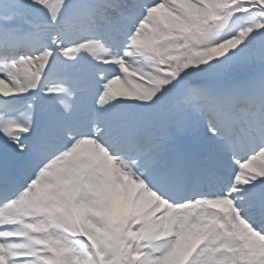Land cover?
Here are the masks:
<instances>
[{
    "label": "snow or ice",
    "instance_id": "1",
    "mask_svg": "<svg viewBox=\"0 0 264 264\" xmlns=\"http://www.w3.org/2000/svg\"><path fill=\"white\" fill-rule=\"evenodd\" d=\"M159 8L189 25L172 42L183 51L167 64L128 55ZM203 15L199 0H13L11 12L0 10V83L8 89L0 90V211L30 196L50 163L84 139L108 158L54 182L64 211L52 222L70 216L73 227L41 238L0 222L2 264H257L264 0H218L212 27L199 26ZM96 53L137 63L151 81L139 94L114 92L120 67ZM40 57L33 82L23 70ZM49 101L58 111L36 136ZM89 104L116 111L93 114L94 130L77 132L74 113ZM117 188L127 205L114 216Z\"/></svg>",
    "mask_w": 264,
    "mask_h": 264
},
{
    "label": "bare ground",
    "instance_id": "2",
    "mask_svg": "<svg viewBox=\"0 0 264 264\" xmlns=\"http://www.w3.org/2000/svg\"><path fill=\"white\" fill-rule=\"evenodd\" d=\"M232 1L233 0H225L221 2V0H219V3L227 7L228 5L231 4ZM237 2H240V0H237ZM172 3L190 6L192 4V0H172ZM217 3L218 0H199L200 8L204 9V15L201 17V24L199 25L200 27H206V23H208L209 20L212 21L219 20V17L216 15ZM157 12L168 14V16L166 15L164 16L169 22L168 25L171 28L172 27L185 28V25H187V24H182V22L178 20L176 16H173L168 11L167 8H159ZM197 13L199 14V9H197ZM152 23L153 22L146 23L143 26L147 31L152 32L153 31ZM171 38L175 39L176 35L173 34ZM154 41L155 40L152 37H150L148 34H141L139 37L138 45L135 46L134 50L129 52L128 55L134 58L140 56H152L150 51L153 50L152 48H154V43H153ZM90 47L91 45L85 44V49H89ZM194 52L197 51L194 50ZM105 55L112 56V60L115 63L118 62L126 65L129 68L131 67V71H129V76L132 77L135 82L134 86H130V87L128 86V84H123L118 86L112 85V89L114 92H119V93L136 92L139 94L140 92L143 91V85L151 81L152 74L146 72L145 70L143 74L141 68L137 65V63L131 61H125L121 59L119 56L106 54V53H96L95 58L101 60L102 58L105 57ZM35 62L37 63V65L34 66V69L36 70V72H38V70L41 69L40 65L44 63V58L43 57L37 58ZM28 73L30 74V79L33 82H35L37 77L35 73H32L31 71H28ZM128 81L129 79L126 78L124 82L126 83ZM0 90L8 91L6 86H4L2 83H0ZM117 99L119 100L121 98H117ZM47 103L49 104V111L43 113L42 115L44 119L49 120L51 119L53 113L58 111V109H56V106L51 101ZM113 111H116V109L99 108L92 104H89L87 108L84 110L78 109L77 112L74 113L72 119L79 123V128H80L83 126V123L85 122L84 120L85 117L88 116L91 117L95 112H97L98 117L104 116ZM67 156L68 158L66 159L65 164L58 166L54 170H50L43 173V176L45 175L48 181L37 182L34 185L32 194L30 196H27L21 202L13 206H10L8 209L0 211V222L15 223L20 228H27L29 232L37 231V228L40 224L45 223L46 221L49 220L52 221L51 219L52 215L64 211V206L61 203L57 202L52 194L53 185L55 181H57L59 178L66 177L67 175L73 172L83 173L84 171L87 170L89 166L99 164L102 161L105 164L108 163V158L106 154L101 151V149L95 143V141H92L90 139H86L80 142L78 147H75V151L71 152V154H68ZM62 182L65 185L70 183V181L67 179H64ZM110 199H111V210H117L116 215H118L127 205V202L124 199L121 190H119L118 188L111 193ZM72 211L74 213H78L77 209H72ZM33 212H35L36 214H40V217L36 220L32 219L31 221H29L31 223H29L26 221L27 216H29V214ZM78 214L81 216V219L84 218L82 213H78ZM53 232H57L56 229H53V231H51V233ZM38 236L42 237L45 236V234L38 233ZM256 255L259 263L261 262L262 264H264V245L260 246L257 249ZM0 264H2V261H0Z\"/></svg>",
    "mask_w": 264,
    "mask_h": 264
},
{
    "label": "rangeland",
    "instance_id": "3",
    "mask_svg": "<svg viewBox=\"0 0 264 264\" xmlns=\"http://www.w3.org/2000/svg\"><path fill=\"white\" fill-rule=\"evenodd\" d=\"M235 4H237V0H234L233 2H232V4L230 5V6H228V7H234L235 6ZM0 10H3L4 12H10L9 11V9L8 10H6V9H3L2 7H0ZM34 16H35V18L38 20V21H43V19H44V17H43V13L42 12H35L34 13ZM161 29L162 30H164V31H166V27H165V25L164 24H162L161 25ZM157 37H160L159 35H157ZM156 37V38H157ZM158 41H163V39H157ZM166 45L170 48V49H172L173 50V52L175 53V54H178L179 53V51H183V48L182 47H177V46H174V45H172L171 43H166ZM159 58H160V60H166V58H165V56H163V54H161L160 56H159ZM32 65V63L30 62L29 64H28V66H31Z\"/></svg>",
    "mask_w": 264,
    "mask_h": 264
},
{
    "label": "clouds",
    "instance_id": "4",
    "mask_svg": "<svg viewBox=\"0 0 264 264\" xmlns=\"http://www.w3.org/2000/svg\"><path fill=\"white\" fill-rule=\"evenodd\" d=\"M58 224L60 226L65 227V228H71L74 226L75 222L73 221V219L70 216H67V217H63V218L59 219Z\"/></svg>",
    "mask_w": 264,
    "mask_h": 264
}]
</instances>
